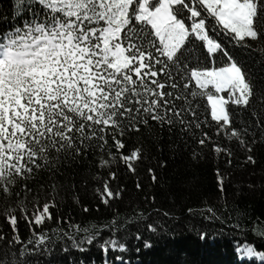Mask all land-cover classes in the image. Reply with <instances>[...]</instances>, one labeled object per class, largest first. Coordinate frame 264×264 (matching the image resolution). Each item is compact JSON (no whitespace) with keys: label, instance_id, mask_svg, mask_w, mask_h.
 Here are the masks:
<instances>
[{"label":"snow or ice","instance_id":"6c2138e0","mask_svg":"<svg viewBox=\"0 0 264 264\" xmlns=\"http://www.w3.org/2000/svg\"><path fill=\"white\" fill-rule=\"evenodd\" d=\"M11 19L20 23L0 27V217L8 226L0 228V264H39L29 258L49 255L61 240L80 251L95 245L124 252L128 233H117L135 223L141 240L142 221L157 233L163 223L149 221L151 213L139 204L123 213L116 205L125 186L114 165L136 174L133 161H147L157 182L156 169L167 161L143 142L162 154L165 132L186 147L198 145L194 161L210 145L231 166L235 142L246 153L239 166L256 164L254 147L264 145V0H13ZM178 146L169 148L174 153ZM81 165L99 182L93 191L110 218L77 221L59 212L68 189L83 213L91 211L76 191ZM216 179L223 197L219 167ZM135 188L144 189L138 175ZM155 199L145 194V207ZM227 211L225 198L221 209L205 202L200 214L221 220ZM49 222L55 226L35 231ZM144 247H151L149 240ZM238 251L264 260L251 245ZM116 259L123 264L122 256Z\"/></svg>","mask_w":264,"mask_h":264},{"label":"trees","instance_id":"16d2710c","mask_svg":"<svg viewBox=\"0 0 264 264\" xmlns=\"http://www.w3.org/2000/svg\"><path fill=\"white\" fill-rule=\"evenodd\" d=\"M12 5L13 0H0V17H9L6 22L0 21V27L7 28L12 23H20L19 19L15 21L11 19ZM249 65L253 66L251 60ZM201 102L206 104V97L202 98ZM163 136L162 154L151 141L143 142L145 150L151 155H161V158L167 161L164 168L156 169L159 177L157 182L153 183L149 178L146 171L147 161H133L137 168L136 174L125 171L122 163L114 165L120 176L119 183L125 186L124 199L116 202L121 212H124L126 206L130 208L131 205L139 204L146 213H151L149 221L159 220L163 223L162 229L157 233H151L143 227L147 221L139 222V231L143 239L137 240L135 239L137 224H129L122 228L117 236L124 237L125 233H128L123 241L127 247L124 252L110 249L105 253L95 245H85V250L80 251L72 248L70 242L61 240L51 246L52 251L49 255H37L29 259L38 260L39 264H121L116 257L122 256L123 264H264V260L259 256L249 257L238 251V248L244 245H251L256 251L264 252V235L260 234L261 230H264V145L258 143L254 147L252 154L256 157L255 165L239 166L243 164L246 153L233 142L231 146L234 155L232 165L229 166L223 157L214 156L210 145L203 149L204 158L194 161L190 154L193 147L199 148L198 145L190 141L186 147L178 140L175 133L171 138L167 132ZM217 142L227 143L223 137L217 138ZM134 143L135 141L129 142L130 146ZM173 144L179 145L174 153L169 148V145ZM152 163L155 166V162ZM217 167L225 173L226 192L223 197L216 186ZM86 168V165L77 167L74 179L81 202L89 206L91 211L83 213L80 205L71 199V189H68L61 192L65 200L58 201L59 212L64 215L70 212L77 221L81 217L103 221L110 218L113 213L97 199L93 188L99 182L91 179V174ZM137 175L144 185L143 191L135 188ZM111 183L115 186L117 182ZM145 194L154 195L155 203L145 207L143 200ZM225 198L228 211L222 213L221 220H208L200 214L205 202L221 209ZM153 208L166 210L173 215L165 217L152 211ZM188 208H193L194 212L189 214ZM53 211L56 212L57 209ZM54 226L53 222H49L36 227L35 231L39 232L41 227ZM0 228L4 231L8 230L2 217H0ZM19 230L24 237L30 234L29 228L23 221L20 222ZM202 233H207V237L202 239ZM109 235L107 231L102 233L103 238ZM144 240H149L151 247H144ZM65 248L68 250L65 251Z\"/></svg>","mask_w":264,"mask_h":264},{"label":"rangeland","instance_id":"374dc122","mask_svg":"<svg viewBox=\"0 0 264 264\" xmlns=\"http://www.w3.org/2000/svg\"><path fill=\"white\" fill-rule=\"evenodd\" d=\"M220 95H221V93H220Z\"/></svg>","mask_w":264,"mask_h":264}]
</instances>
